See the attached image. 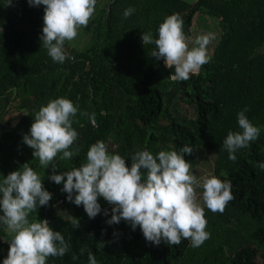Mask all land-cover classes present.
Listing matches in <instances>:
<instances>
[{
	"label": "trees",
	"instance_id": "16d2710c",
	"mask_svg": "<svg viewBox=\"0 0 264 264\" xmlns=\"http://www.w3.org/2000/svg\"><path fill=\"white\" fill-rule=\"evenodd\" d=\"M129 7L135 11L125 18ZM199 12L216 21L219 40L198 74L173 82L168 76L174 69L151 57L155 46L143 45L141 35L150 31L156 38L164 18L177 13L189 39ZM43 14V5L0 0V180L29 163L51 193L47 206L28 219L47 220L69 251L49 257L46 264H88V251L97 264H264V172L256 167L264 161V0H97L93 29L85 32L90 42L81 48L65 41L69 58L63 63L54 62L41 44ZM60 97L78 106L72 118L78 136L69 151L79 152L66 160L58 154L56 174L86 162L89 146L97 141L129 167L139 150L179 153L188 145L194 150L184 154L189 163L197 148L215 154V175L231 181L234 199L223 213L204 208L210 238L195 248L183 239L171 245L162 238L156 245L145 240L139 226L133 230L123 219L106 223L113 205L103 197L98 198L101 213L91 219L83 205L68 201L63 185L48 179L52 165L43 169L22 140L35 112ZM183 106L192 116L184 114ZM245 108L261 131L249 147L236 151L233 162L223 140L228 131H240L237 113ZM15 114L20 117L13 124ZM9 240L0 223V264Z\"/></svg>",
	"mask_w": 264,
	"mask_h": 264
},
{
	"label": "clouds",
	"instance_id": "9594fccd",
	"mask_svg": "<svg viewBox=\"0 0 264 264\" xmlns=\"http://www.w3.org/2000/svg\"><path fill=\"white\" fill-rule=\"evenodd\" d=\"M27 2L30 6H44L39 39L51 59L63 63L69 58L64 51L65 41L73 40L79 28L88 26L97 0ZM134 11L129 7L123 16L127 18ZM183 25L182 17L174 13L159 24L156 38L150 31L141 35L143 45L155 46L151 57L163 59L168 69H174L168 76L173 82L188 80L210 62L207 46L215 39L211 33L201 34L189 47ZM247 111L245 108L237 113L240 131H228L223 140V148L233 162L237 159L236 151L249 147L261 131L245 115ZM77 112L78 106L67 98L49 100L35 112L29 132L22 138L23 143L33 149L32 155L43 169L52 165L48 179L63 185L62 191L67 193L68 201L83 205L91 219L101 213L98 198L103 197L113 205L111 218L106 223L119 224L123 219L133 230L139 226L145 240L156 245L162 238L171 245H179L183 239L190 240V246L195 248L210 238V233L205 230L204 207L213 213H223L234 199L232 183L215 175L198 179L191 164L184 159L185 153L194 151L188 145H184L179 153L161 150L153 155L148 150L136 151L129 167L126 159L119 154H109L107 145L97 141L89 146L86 162L56 174L54 161L58 154L62 153L60 159L66 160L79 152V148L69 151L78 136L72 127V118ZM91 119L95 125L94 114ZM256 167L264 172V161ZM197 188L202 189L203 206ZM51 199V193L44 188L40 175L29 163L22 164L0 180V223L6 226L10 235L8 254L2 264H46L49 257H62L69 251L64 237L53 231L47 220L30 222L28 219L40 206H47ZM104 214H108L107 210ZM73 223L74 227H80L78 220ZM85 250L86 246L81 248V254ZM88 264H97L91 251H88Z\"/></svg>",
	"mask_w": 264,
	"mask_h": 264
},
{
	"label": "rangeland",
	"instance_id": "374dc122",
	"mask_svg": "<svg viewBox=\"0 0 264 264\" xmlns=\"http://www.w3.org/2000/svg\"><path fill=\"white\" fill-rule=\"evenodd\" d=\"M187 1L188 2H194L195 0H187ZM93 18L94 17L92 16L87 27H81L78 29L77 36L73 40L69 41L70 44H72V45L76 44L78 47L83 48L87 43L90 42V39L88 36L85 35V32H86L88 27H91V29H93V26H92ZM91 29H90V31H91ZM192 33L193 34H192L191 38L188 39L189 47L193 46L192 42L195 40V38L198 35L208 34V33L213 34L215 39H213L211 41V43L207 46L208 55L210 56L213 53L214 46L218 42L219 36H220L219 30L216 27V21L211 16H209L208 14L199 12L194 17ZM183 103H184V101H183ZM179 105H181V104H179ZM179 107H181V106H179ZM183 112L187 116H192V114H193V112L189 109V106H183ZM179 116H184V115L181 112H179ZM14 117H15V119L12 122L13 124L16 123L17 119L20 116L15 114ZM215 161H216V155L215 154L209 152L206 149L197 148L196 149V159L190 163L192 166L193 174L198 179L200 177L205 176V175H215V172H214ZM196 192L198 195V199L200 200V203L203 206L202 197H201L202 189L197 188Z\"/></svg>",
	"mask_w": 264,
	"mask_h": 264
},
{
	"label": "built area",
	"instance_id": "2783aa9c",
	"mask_svg": "<svg viewBox=\"0 0 264 264\" xmlns=\"http://www.w3.org/2000/svg\"><path fill=\"white\" fill-rule=\"evenodd\" d=\"M107 213H108L107 215H109V214H110V212H109V211H107Z\"/></svg>",
	"mask_w": 264,
	"mask_h": 264
}]
</instances>
